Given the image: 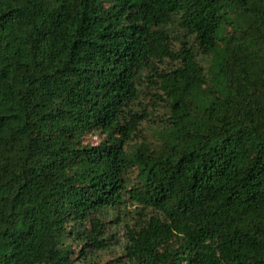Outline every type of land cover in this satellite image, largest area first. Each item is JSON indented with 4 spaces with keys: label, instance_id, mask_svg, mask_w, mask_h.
I'll return each mask as SVG.
<instances>
[{
    "label": "trees",
    "instance_id": "16d2710c",
    "mask_svg": "<svg viewBox=\"0 0 264 264\" xmlns=\"http://www.w3.org/2000/svg\"><path fill=\"white\" fill-rule=\"evenodd\" d=\"M0 264H264V0H0Z\"/></svg>",
    "mask_w": 264,
    "mask_h": 264
},
{
    "label": "rangeland",
    "instance_id": "374dc122",
    "mask_svg": "<svg viewBox=\"0 0 264 264\" xmlns=\"http://www.w3.org/2000/svg\"><path fill=\"white\" fill-rule=\"evenodd\" d=\"M150 136V135H149ZM93 142H97L98 140H97V138L95 137V138H93V140H92ZM122 233V232H121Z\"/></svg>",
    "mask_w": 264,
    "mask_h": 264
}]
</instances>
